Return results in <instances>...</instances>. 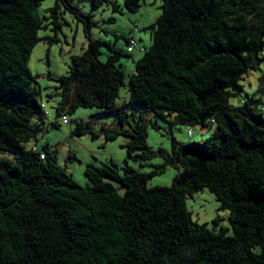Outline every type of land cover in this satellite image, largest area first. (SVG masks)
<instances>
[{"label":"trees","instance_id":"16d2710c","mask_svg":"<svg viewBox=\"0 0 264 264\" xmlns=\"http://www.w3.org/2000/svg\"><path fill=\"white\" fill-rule=\"evenodd\" d=\"M43 1L0 0V264H264V75L258 98H239L245 77L260 69L264 0H161L152 43L128 84L112 62L119 52L100 59L107 44L92 40L90 15L56 0L45 24L37 14ZM143 2L125 0L126 9ZM65 12L84 24L88 45L66 75L48 76L60 92L58 117L80 107L116 113L119 129L104 128V138L126 137L129 159L153 156L145 112L215 126L213 137L174 141L172 155L150 173L89 164L86 186L57 164L48 144L34 152L48 113L29 62L39 42H57L39 32L60 29ZM73 134L98 138L83 121ZM168 165L179 169L172 186L149 188ZM205 189L229 212L234 236L193 222L186 201Z\"/></svg>","mask_w":264,"mask_h":264},{"label":"rangeland","instance_id":"374dc122","mask_svg":"<svg viewBox=\"0 0 264 264\" xmlns=\"http://www.w3.org/2000/svg\"><path fill=\"white\" fill-rule=\"evenodd\" d=\"M92 1L72 0L73 4L78 6L83 13L90 15L92 22L95 23L91 30L92 40H101L107 44L101 47L100 59L106 62L117 52L121 54L118 58L112 59V62L116 68L125 72L128 84L135 62L144 56L146 49L152 43L149 28L162 13L161 0H145L136 12L126 9L125 0H106L98 7H95ZM55 4L56 0H45L38 7L37 14L45 24H47L45 19L50 16L49 9ZM114 6H117L118 10H115ZM39 37H56L57 42L52 45L44 41L39 42L29 62L31 72L38 76L41 101L44 102L48 113L44 126L45 132L36 144L39 149L48 144L56 157L57 164L71 174L79 185L91 184L85 175V168L89 164L103 166L113 161L122 169L128 163L129 166L142 173H150L160 170V166L165 164L166 159L172 155L174 141L179 144H188L205 142L213 137L215 126L202 129L199 126L180 125L174 123V117L167 115L163 118L145 112L147 144L153 156L146 160L129 159L126 148H123L128 141L126 137L119 136L112 141H106L104 138V128L114 130L119 125L116 113H101L98 107H80L66 116H57L56 107L61 102L60 92L57 89V83L48 76L59 78L66 75L72 67V57L84 54L88 45L84 24L70 12H65L60 29L40 31ZM131 38L138 41V47L128 55L127 40ZM259 58L261 60L260 69L251 71L245 77L242 82L244 92L239 98H244L246 94L258 98L256 90L260 77L264 75V51ZM76 94L77 88H74L71 102L66 106L68 109L71 108ZM120 96V100L126 97L124 88ZM233 102L236 101L233 100ZM64 119H67L69 124H63ZM56 121L59 122V126H52ZM76 121L89 123L94 132L98 134V138L93 140L90 135L73 134ZM190 129H194L192 136L189 135ZM178 174V168L168 165L165 171L153 176L147 185L149 188L171 187ZM186 203L194 223L207 224L209 228L217 232L224 229L228 236H234L229 212L220 209L219 202L209 190L205 189L194 197L188 198ZM216 219L217 224L214 222Z\"/></svg>","mask_w":264,"mask_h":264},{"label":"built area","instance_id":"2783aa9c","mask_svg":"<svg viewBox=\"0 0 264 264\" xmlns=\"http://www.w3.org/2000/svg\"><path fill=\"white\" fill-rule=\"evenodd\" d=\"M137 47H138V41L135 38H131L129 40L128 52H133L134 50H136ZM63 124H69V121L67 119H64L63 120ZM199 127H201L202 129L206 128V127H203V126H199ZM193 132H194V129H190L189 135L192 136ZM31 149L34 152H38L39 151L38 146H36V145H32ZM41 159H45V155L44 154H41Z\"/></svg>","mask_w":264,"mask_h":264},{"label":"crops","instance_id":"0c3cea01","mask_svg":"<svg viewBox=\"0 0 264 264\" xmlns=\"http://www.w3.org/2000/svg\"><path fill=\"white\" fill-rule=\"evenodd\" d=\"M115 129H119V126H118V127H116Z\"/></svg>","mask_w":264,"mask_h":264}]
</instances>
